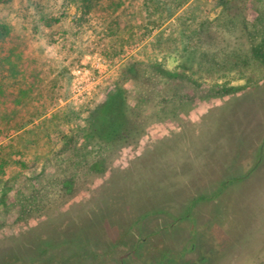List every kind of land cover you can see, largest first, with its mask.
I'll return each mask as SVG.
<instances>
[{
    "label": "rangeland",
    "instance_id": "1",
    "mask_svg": "<svg viewBox=\"0 0 264 264\" xmlns=\"http://www.w3.org/2000/svg\"><path fill=\"white\" fill-rule=\"evenodd\" d=\"M227 2L0 4L11 29L33 36L26 69L46 71L18 108L0 101V127L19 124L50 100L19 138L26 167L12 164L6 175L20 186L14 196L38 190L46 209L25 223L0 218V264H264V60L218 70L215 62L264 45V0ZM38 19L46 25L36 27ZM98 58L101 71L93 65ZM132 62H142L141 80L126 74ZM153 63L175 73L176 88L155 94ZM84 66L100 79L75 103L73 70ZM122 79L134 102L148 107L142 144L118 150L89 138L87 116ZM225 80L247 88L206 96ZM158 102L161 109L150 106ZM55 111L54 122L44 120ZM18 132L0 134V148ZM77 167L85 169L73 182L66 171Z\"/></svg>",
    "mask_w": 264,
    "mask_h": 264
},
{
    "label": "trees",
    "instance_id": "2",
    "mask_svg": "<svg viewBox=\"0 0 264 264\" xmlns=\"http://www.w3.org/2000/svg\"><path fill=\"white\" fill-rule=\"evenodd\" d=\"M14 0H0V4H12ZM230 2L225 5L229 6ZM40 25H46L42 23V20H37L36 27ZM33 36H29L21 31L11 29L8 24V20L2 18L0 10V51L8 52V56L0 54V101L7 100L12 105V110L18 108L24 100L31 96L41 85L46 71L34 72L33 70L26 69L24 65V59L28 57L27 51L29 44L32 41ZM263 44H251L249 51L246 53L233 51V54L227 57L216 56L215 62L219 66L218 69H222L227 65L235 67L239 61L249 66L255 59L259 62L264 60ZM238 49V47H237ZM201 58L207 59V54H201ZM5 62H9V68L5 67ZM251 65V64H250ZM142 62H132L127 68L126 74L131 75L133 73L134 79L137 81L142 79L140 72L145 69L142 68ZM150 70L149 78L158 88L155 91L157 96L164 94L166 86L171 85L174 88L177 87V76L172 71L167 70L163 65L159 63H153L148 65ZM202 71V69H200ZM200 71V72H201ZM219 72V71H217ZM125 79L117 80L105 91L103 100L95 108L89 111L87 121H89L90 132L88 136L91 140L96 142L105 148L117 147L116 149H128L127 147L134 148L135 146L142 144V136L140 133L145 128L147 123V117L143 115L146 110L144 107H148L144 102H134V96L124 86ZM243 85H231L228 80L215 84L208 89V94L211 98H222L226 95L239 93L244 90ZM50 100L45 101L38 108H34L31 115L17 125L9 126V120L0 127V134L9 135L11 129H16L18 132L12 137V142L4 144L0 148V218L12 217L16 222H27L31 218H35L39 213L45 209L42 207L36 199L40 191L32 189L29 196L21 194L17 198L15 190L18 191V195L21 193L20 186H16V182L13 181L15 177L6 178L9 167L13 164L25 168L26 164L24 158H22L23 149H20L21 141L24 137V133L31 132L32 130L24 129L25 126L34 121L35 117H40L45 113ZM171 102V101H170ZM162 102L154 103L150 106L160 108ZM168 103V102H166ZM161 109V108H160ZM172 113V111H170ZM73 110L64 112L61 120L67 121L71 118ZM166 113V112H165ZM168 113V112H167ZM58 111L53 113V118L44 119L48 122H54V118L57 116ZM160 115V114H159ZM159 117V116H158ZM161 117V116H160ZM159 117V118H160ZM60 120V119H59ZM26 140H29L26 138ZM100 151V149H99ZM101 152V151H100ZM18 155V156H17ZM23 159V160H22ZM96 162L95 166L98 167ZM85 168L77 167L75 169L69 168L66 173L70 176L71 181H75L76 178L81 177ZM93 168L85 170L87 175L91 174ZM77 187V186H76ZM21 199V201H19ZM16 202L21 204L20 208L16 206ZM14 207H18V215L12 214ZM14 215V216H12Z\"/></svg>",
    "mask_w": 264,
    "mask_h": 264
},
{
    "label": "built area",
    "instance_id": "3",
    "mask_svg": "<svg viewBox=\"0 0 264 264\" xmlns=\"http://www.w3.org/2000/svg\"><path fill=\"white\" fill-rule=\"evenodd\" d=\"M95 65L98 71H101V59L98 58ZM99 76L96 75L94 68L91 69L87 66L79 67L73 70L72 78V99L75 103L83 102L86 97L94 90L95 86L99 82Z\"/></svg>",
    "mask_w": 264,
    "mask_h": 264
}]
</instances>
